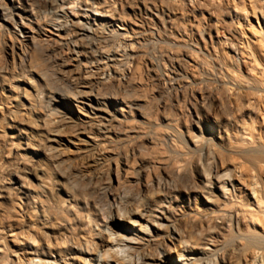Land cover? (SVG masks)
<instances>
[{
    "label": "bare ground",
    "instance_id": "1",
    "mask_svg": "<svg viewBox=\"0 0 264 264\" xmlns=\"http://www.w3.org/2000/svg\"><path fill=\"white\" fill-rule=\"evenodd\" d=\"M244 1L0 0V139L18 156L0 183V264H62L61 242L82 264H264V144L228 132L227 111L252 121L264 102ZM216 146L244 168L218 165ZM11 197L18 214L1 210ZM82 204L105 215L93 244Z\"/></svg>",
    "mask_w": 264,
    "mask_h": 264
},
{
    "label": "rangeland",
    "instance_id": "2",
    "mask_svg": "<svg viewBox=\"0 0 264 264\" xmlns=\"http://www.w3.org/2000/svg\"><path fill=\"white\" fill-rule=\"evenodd\" d=\"M225 1H226V3H228V6L230 7L231 10H232L233 7L235 8V5H233L232 3L229 4L230 3V0H225ZM244 2H245L246 6L248 8V12L247 13H244V14H243V12H241L240 14L238 12V17H240V20H239V23H240L239 28L243 31L245 38H249V37L252 36V40L255 41L256 46H257V44H259L258 47L261 45V47H259V48H261L262 51L259 48H258V51L264 52V50H263L264 48H262L264 46H262V44L259 41H257L259 39V37H260V34L257 32V30L261 27V25L255 20L254 16H252V14H250L251 13V9L253 8L252 7V4H251L252 0H245ZM259 4L257 6H260ZM179 20L178 21L177 20L175 21L176 22L175 25H176L177 28L180 25L182 26L183 23H184V21L182 23L181 22L182 20H180V23H181L180 24L179 23ZM181 28L183 29V26ZM155 30H156V27L155 26H153L151 24L150 25L147 24L146 31H147V34H148V38L149 39H158L157 35L154 33ZM179 30H180V28H179ZM9 106L10 105H8L7 107H9ZM254 112L255 113H253V115H252V119H253L252 120L253 122H252L250 120H245L242 117H240V113H238L236 111H234V112L233 111L232 112L227 111V113L229 114V116L231 115L230 116L231 122H230V125L228 127V132H229V134L232 135V137L234 139H235V137L239 136V134H242L241 132L245 131L249 136H253L254 139L257 138L255 140H257L260 143L264 144V102L262 103L261 106L259 104L256 105ZM220 113L222 114V116H221ZM223 114H224V116H226V114L224 113L223 110L222 111L221 110H219V111L214 110V113L212 114V116H214V118L212 116H210L205 121L206 128L204 129L205 130L204 132H205V134L207 136L209 135V136H213V137L215 136V137H217V121L219 120V118L224 117ZM236 115H239V116H236ZM234 120H236V122L238 124H236L234 122ZM245 132H243V133H245ZM250 134H252V135H250ZM243 136L246 137L247 135L246 134H243ZM9 141L10 142L12 141L11 143H14L15 142V139L13 137H9V138H7V140L0 139V171H1L0 172V183H1L2 180H3L2 182H4V180H6L8 178L10 171H12L13 165H14V163L16 161V159H14V158H17L18 159V156L17 155H13L14 156L13 157L12 155L9 154L10 153L9 152V146H8L9 143H10ZM215 151L217 153L215 157H216V162L218 163V165H221L224 168V166L227 164L226 166H228V169H232L231 168V167H233L232 165H234V166L237 165V168H239V170H241V168H240L242 166V165H240V164H242L241 163V159H238L237 157H235L236 155H233V154L231 155V154L228 153L227 154L228 156H226V159L227 160H225L224 162H222L219 159L220 157H219V154H218L219 153L218 146L215 147ZM194 158H197V155H194ZM232 158L235 159V160H233ZM230 159H232V161H231L232 162V165H230L231 164ZM220 161L222 162V164L220 163ZM226 161L229 163V165H228V163H226ZM235 162H236V165H235ZM41 164H42L43 167H45V169H48L46 166H44L45 165L44 162H42ZM242 167L244 168V166H242ZM2 171L5 172V173H3ZM243 171L244 170H242L243 175L242 174L241 175L243 177L247 178L248 180H251L252 179L251 174L249 175V174H247V172H243ZM258 176H259L260 180L264 183V172L263 171L259 172V175ZM12 199H13V201H12ZM8 201H12L13 203H15V204H13V207H11V206L8 205V204H10L9 202H4L3 203L4 205L3 204L1 205V207H2L1 210H3L4 207L8 206L7 208L10 211V213L13 212L12 214H14L17 211V214H18V209L16 208V205L18 204V203H16L17 202L16 197H14V198L11 197V198L8 199ZM83 205L84 204H82V210H83L84 213H87V216H86V214L83 215L84 216L83 217V227L86 228V230L83 228V230H85V231L82 230V232L84 233L83 234L84 235V238L86 237L85 238V241L88 242V243L92 242L90 244H93V242L96 241V239H95L96 238V236H95L96 233H98V231H100L101 229H103L102 226L105 224L104 223V221H105V218H104L105 215H101V213H100L101 210H99V209H92L89 206L86 207V205H84V206ZM14 206H15V208H14ZM84 207H86V208H84ZM11 208H13V209H11ZM36 212L37 211H35L33 209V213L35 215H36ZM83 212H82V214H84ZM96 212L100 213V215L99 214H96ZM90 213L93 214V215H91ZM95 214H96V217L97 218L95 217ZM102 214H103V212H102ZM89 217H90V219H89ZM9 220H7V223L5 222L4 225L7 226V225L11 224V219H9ZM87 221H88L89 224L87 223ZM96 224H98V226ZM94 225H96V228H95ZM96 229H98V230H96ZM35 230H38V229H35ZM260 231L261 232H264V230H263L262 227H261ZM85 232H86V235H85ZM34 235H35V244H39V243L41 244L42 243L44 245V247H47V245H48L50 248H52L51 244H53V243H51L47 238L43 237L39 233V231H35V234ZM88 240L89 241L91 240V241L89 242ZM81 241L83 242V245H84V246H82V248L85 247V249H87V247H86L87 245L84 244V240H81ZM67 248L68 247H67V245L64 242H61L60 243V246L58 245L57 247L54 248V250L56 252H58L57 250H59V249H60L59 251H63L62 254L63 255H66L65 256L66 258H67V255H68V258H69V256H71L70 258H72V260L71 259L68 260V258L66 260L63 259V263H65V264H82V263H84L82 261V259H84L85 256H82L80 254H75V253H72V255H71V254H69V252H65V251H67L66 250ZM88 248H89V245H88ZM107 249L108 248H107L106 244H104L103 247L101 248L100 254H103V255L106 254V253H103V252H106ZM54 250H51L53 252V256L54 257L51 258L50 260H48L50 262H53V260L56 258V254H54V252H55ZM91 250H93V249H91ZM89 254H94V252L93 251H89ZM106 255H105V257H106ZM172 256L175 257V252L174 251L172 252ZM231 259H233V258H231ZM231 259H230L229 262H231ZM37 262H38V260H36L34 262V264H36ZM59 264H61V263H59Z\"/></svg>",
    "mask_w": 264,
    "mask_h": 264
}]
</instances>
